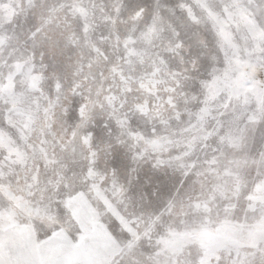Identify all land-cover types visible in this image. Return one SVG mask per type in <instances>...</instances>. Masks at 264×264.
<instances>
[{
	"label": "snow or ice",
	"instance_id": "1",
	"mask_svg": "<svg viewBox=\"0 0 264 264\" xmlns=\"http://www.w3.org/2000/svg\"><path fill=\"white\" fill-rule=\"evenodd\" d=\"M0 264H264V0H0Z\"/></svg>",
	"mask_w": 264,
	"mask_h": 264
},
{
	"label": "rangeland",
	"instance_id": "2",
	"mask_svg": "<svg viewBox=\"0 0 264 264\" xmlns=\"http://www.w3.org/2000/svg\"><path fill=\"white\" fill-rule=\"evenodd\" d=\"M97 132L103 125V119L98 118ZM110 138L105 136L104 140ZM103 166V164H102ZM109 166L118 170L122 182L128 185L129 194L134 202L145 208L159 210L166 200L171 197L183 179L179 172L172 169H154L151 162H133L132 154L123 148L114 145L113 155L109 158ZM135 168L133 173L131 170ZM81 214H86L87 209H77Z\"/></svg>",
	"mask_w": 264,
	"mask_h": 264
}]
</instances>
